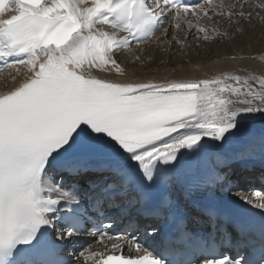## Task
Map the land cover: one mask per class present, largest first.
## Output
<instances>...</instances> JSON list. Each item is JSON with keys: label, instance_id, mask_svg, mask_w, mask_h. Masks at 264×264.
Returning <instances> with one entry per match:
<instances>
[{"label": "snow or ice", "instance_id": "snow-or-ice-1", "mask_svg": "<svg viewBox=\"0 0 264 264\" xmlns=\"http://www.w3.org/2000/svg\"><path fill=\"white\" fill-rule=\"evenodd\" d=\"M247 7L248 0H0V76L7 72L12 81L0 91V264H264V219L255 243L221 253L215 206L204 209L212 231L196 238L194 257L186 255L193 235L181 218L172 219L170 235L132 220L125 234H112L128 211L121 197L135 192L147 204L179 179L187 158L241 136L251 114L264 118V71L179 78L185 69L172 68L178 78L156 79L137 70L169 63L146 56L147 45L178 58L189 33L204 42L231 39L216 18L242 34L239 25L253 17ZM238 58L245 59L228 57ZM247 58L264 61V52ZM253 154L249 148L241 155ZM81 179L90 189L89 208ZM230 186L227 174L215 170L191 185ZM235 197L264 217V197L238 189ZM85 233L104 251L84 247ZM237 233L245 235L242 227ZM223 245L233 247L230 233ZM125 248L136 255L123 254Z\"/></svg>", "mask_w": 264, "mask_h": 264}, {"label": "bare ground", "instance_id": "bare-ground-1", "mask_svg": "<svg viewBox=\"0 0 264 264\" xmlns=\"http://www.w3.org/2000/svg\"><path fill=\"white\" fill-rule=\"evenodd\" d=\"M223 2L225 3V5H227V4L232 3L233 0H223ZM254 4L257 6L260 5L259 0H256ZM249 7L252 8V6H249ZM254 14L260 15L262 14V12L260 10H258L257 12L256 10ZM257 20H260V19L257 18ZM221 27H224V25H222ZM253 29L254 28H252L251 31H252V34L255 35V33L253 32L254 31ZM246 31L247 30H245V32ZM246 33L249 35V39L251 41L247 42L248 39H245V38L244 40H242V38L241 39L235 38L234 32L230 34V36L232 37L231 43H232V46L234 47L233 50L227 47V44L229 43L227 44L222 43L217 46V49L223 50L222 52L224 53L219 52V53H213L211 56H207V54L206 56H201L199 52L200 50H202L201 48H203L204 44L201 41H195L196 42L195 44H192V42H189L188 43L189 47L185 49V51H181L184 53L182 54L179 53V58L177 57L172 58V56L167 55V54L165 55L163 54V56H160V57L157 56L158 59L163 58L166 61H169L170 59H174L172 60L173 62L171 63L169 62L167 66H160L159 69H157L153 65V66H148L146 68H140L137 70L141 72L142 76H147L148 78L155 77L156 79H161L165 76H167L169 79L178 78L177 75L171 71L172 68L185 69L184 73H180L179 78H203L204 73H208L209 75H211L215 71H218V70L223 69V70H233L234 71L240 67H246L248 71L250 72L254 71L258 75L261 71H264V61H261L259 59L252 60V59H248L247 57L249 56V54L259 57L262 54V52H264V40L259 39L260 41H255L250 37V33L248 31ZM178 34L181 36V38H183V35H181V33H178ZM262 34L264 35V32H262ZM189 39L194 40L192 38L191 33H189ZM197 45H199V47H197ZM156 51L159 52L160 50L156 49ZM173 51L177 52V48H174ZM237 53H239V55L244 56L245 59L241 60L238 58L235 61L228 59L230 55L237 54ZM168 56H169V60H168ZM131 71L132 70L130 69V73ZM17 83H19V78H17ZM11 86H12L11 77H9L7 75V72H5L4 75L0 76V91H5L7 90V87H11ZM251 115L254 118H251L245 121L246 127L244 130V133L241 136L234 138L231 142L226 144L223 148L214 149L212 152H209L206 154L202 153L198 157L187 158L184 164V168L179 174V179L174 182L176 184H182L184 186L188 185L189 182L199 172L198 171L199 165L201 164V162L204 161V159H208V162H212L213 165L214 163H218V159L221 161L227 160V158H231L233 155L238 157V159L243 162L251 160V159H247L245 157H239V156H247V155H241L244 150H247L249 148H256V147L259 148L261 145V140L262 138H264V118H262L260 114H251ZM217 153L220 154L219 158L217 157ZM253 156L254 157H251V158L254 160L255 158L256 159L264 158V155H262L261 152H258L257 154H253ZM250 163L255 164L256 162H250ZM239 181L242 184L247 185L249 182L252 183V181H254V177L247 176L244 178H240ZM230 196L231 197L235 196V193L234 194L231 193ZM261 202H264V201L262 200ZM98 249L100 250V247H98Z\"/></svg>", "mask_w": 264, "mask_h": 264}, {"label": "rangeland", "instance_id": "rangeland-1", "mask_svg": "<svg viewBox=\"0 0 264 264\" xmlns=\"http://www.w3.org/2000/svg\"><path fill=\"white\" fill-rule=\"evenodd\" d=\"M250 2H248V7L245 9L246 11H250V12H252L253 13V17H252V19H251V22H242L240 25H239V27L243 30L242 31V35L240 34V33H237L236 31H235V25H233L232 27H229V25L227 24V22L225 21V20H221L220 18V21H219V19H217L216 18V20L214 21V23H217V21H219V23H217V27L219 28V30L221 31V32H223V31H225V30H227L228 32H229V34H231L232 32H234V36H235V38H237V39H241L242 38V40H244V38L245 39H248L247 40V42L248 41H251L250 39H249V35L246 33L247 31L250 33V37L253 39V40H255V41H260V40H264V35L262 34V32H264V8H261V7H258L257 8V5H255L254 4V2L256 1V0H249ZM259 3H260V5H262V4H264V0H259ZM249 6H252V8H250ZM257 10V12H258V10H260L261 12H262V14H260V15H255L254 13L256 12V10ZM253 10V11H252ZM256 18V19H255ZM257 18H259L260 20H257ZM223 22V23H222ZM221 24V25H220ZM255 24V25H254ZM222 25H224V27H221ZM256 27V28H255ZM259 27V28H258ZM261 27H262V29H261ZM252 28H254L253 30V32L255 33V35H253L252 34ZM260 29V30H259ZM245 30H247L246 32H245ZM262 31V32H261ZM181 35H183V33L181 32ZM233 36V37H234ZM260 39V40H259ZM195 41H201L204 45H203V48H201L202 50H200V52H199V54L201 55V56H206V54H207V56H211L213 53H219V52H222L223 50H220V49H217V46L219 45V44H222V43H225V44H227V43H229V44H227V47H229L230 49H234V47L232 46V43H231V39H229V38H225L223 41H212V42H204V41H202V40H199V39H194V40H191V39H189L188 40V43L189 42H192V44H195L196 42ZM207 43V44H206ZM215 44H216V46H215ZM231 46V47H230ZM146 47V49H147V51L145 52V55L146 56H148V55H152V54H155V52H156V54H155V56L157 57H160V56H163V54L161 53V51H156V49H158V48H156L155 47V45H147V46H145ZM243 47V46H242ZM177 51H179L178 49H177ZM218 51V52H217ZM150 53V54H149ZM180 54H182V53H184V52H179ZM222 53H224V52H222ZM148 54V55H147ZM165 55V54H164ZM157 57V58H158ZM173 58V57H172ZM179 58V57H178ZM168 60H169V56H168ZM172 60H174V59H170L169 60V62L171 63V62H173ZM253 150H254V154H257L258 152H260V147L259 148H252ZM248 150V149H247ZM247 150H244L243 151V153H245ZM251 195V194H250ZM252 197H253V195H252ZM254 198V197H253Z\"/></svg>", "mask_w": 264, "mask_h": 264}]
</instances>
